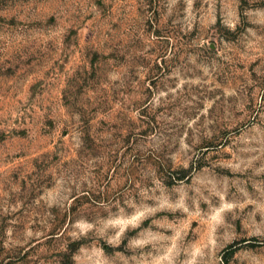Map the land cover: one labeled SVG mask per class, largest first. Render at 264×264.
Listing matches in <instances>:
<instances>
[{
  "label": "rangeland",
  "instance_id": "rangeland-1",
  "mask_svg": "<svg viewBox=\"0 0 264 264\" xmlns=\"http://www.w3.org/2000/svg\"><path fill=\"white\" fill-rule=\"evenodd\" d=\"M0 264H264V0H0Z\"/></svg>",
  "mask_w": 264,
  "mask_h": 264
}]
</instances>
